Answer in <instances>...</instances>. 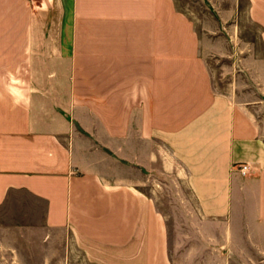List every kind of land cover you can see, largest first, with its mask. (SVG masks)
<instances>
[{
	"label": "crops",
	"instance_id": "crops-1",
	"mask_svg": "<svg viewBox=\"0 0 264 264\" xmlns=\"http://www.w3.org/2000/svg\"><path fill=\"white\" fill-rule=\"evenodd\" d=\"M0 264H264V0H0Z\"/></svg>",
	"mask_w": 264,
	"mask_h": 264
},
{
	"label": "rangeland",
	"instance_id": "rangeland-1",
	"mask_svg": "<svg viewBox=\"0 0 264 264\" xmlns=\"http://www.w3.org/2000/svg\"><path fill=\"white\" fill-rule=\"evenodd\" d=\"M34 1H40V0H34ZM181 3H182V1H181ZM181 3H178V5H181ZM183 4V3H182ZM182 6V5H181ZM182 188H183V190H184V193L186 194V195H189V193H188V191H187V189H186V187H185V185H182ZM160 195V194H159ZM161 196V195H160ZM167 197V194H165V198ZM158 203L160 204V208H161V210L165 213V214H170V212L172 211V209L170 208V204H169V202H168V200H161V201H158ZM191 204H192V202H190ZM168 219V225H172L173 224V221H177V219L178 220H181L182 218H180V217H168L167 218Z\"/></svg>",
	"mask_w": 264,
	"mask_h": 264
},
{
	"label": "built area",
	"instance_id": "built-area-1",
	"mask_svg": "<svg viewBox=\"0 0 264 264\" xmlns=\"http://www.w3.org/2000/svg\"><path fill=\"white\" fill-rule=\"evenodd\" d=\"M249 170V167L247 165H241L239 167V171L242 175H245L247 173V171Z\"/></svg>",
	"mask_w": 264,
	"mask_h": 264
}]
</instances>
